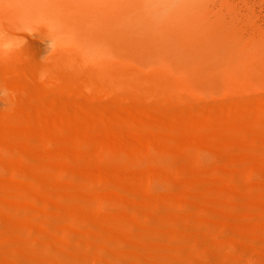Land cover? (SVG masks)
<instances>
[{
  "label": "rangeland",
  "instance_id": "rangeland-1",
  "mask_svg": "<svg viewBox=\"0 0 264 264\" xmlns=\"http://www.w3.org/2000/svg\"><path fill=\"white\" fill-rule=\"evenodd\" d=\"M226 7L230 20L257 31L237 36L259 46L245 53L232 43L231 55L218 52L223 67L209 52L194 68L156 66L140 35L146 82L133 72L105 79L99 66V76L76 67L81 78L71 70L45 89V78L32 81L40 76L28 77V62L18 59L37 89L1 100L8 106H0V264H264V25L254 21L264 24V0ZM117 31L103 33L122 40ZM109 54L118 64L119 51ZM12 72L3 75L17 88ZM89 79L96 83L87 86Z\"/></svg>",
  "mask_w": 264,
  "mask_h": 264
},
{
  "label": "bare ground",
  "instance_id": "bare-ground-1",
  "mask_svg": "<svg viewBox=\"0 0 264 264\" xmlns=\"http://www.w3.org/2000/svg\"><path fill=\"white\" fill-rule=\"evenodd\" d=\"M233 16L234 14L231 10L226 7V0H0V31L3 32L5 41L17 35L22 36L27 41L23 48H19L11 54L5 52L4 58L0 59V85L6 87L13 96L14 92L15 94L19 93L20 89L24 91L23 89L28 87L31 92L37 89L34 88V90L33 87L36 85H31L33 82H28V78H25L28 71L31 72L27 74L30 78L32 74L37 78V76H40L43 72L45 78L44 86L46 89L48 88L46 84L50 83L48 86H53V84H51L52 82H61L59 80L67 76V72H71V70L77 72V69H75L76 67L79 69L82 68L83 70L80 71H83L86 73V76H88L89 73L95 75L94 67L98 66L96 72L100 70L99 72L101 74L103 73L105 79V74L107 75V73L108 77H110L108 79L115 77L119 80L118 78L123 79L124 76L129 77L128 74H126L127 72H133L140 77L137 81L141 79L146 82L148 64L145 66L137 59L142 49L145 48V45L139 38L140 35H144L149 40V45L151 46L149 47L153 53L148 55V57L156 62V66L173 60L175 62H180L185 68H194L200 66L201 63L207 59V52H209L211 61L216 63L217 66L223 67L225 62L219 63L218 52L223 50L224 54L231 55L232 43H235L237 48L245 53L249 52L252 48L257 49L259 46V41L255 39L250 38L247 40L246 37L240 39L237 36L238 32L244 36H248L249 34V36L256 37L257 31L255 28H252L251 24L249 25L247 23L230 20ZM216 17L219 19V22L214 20ZM176 18L180 22L182 29L176 28ZM124 21L128 22L129 25L133 27L132 37L124 35V28L122 27ZM254 21L264 25L263 20L258 15L254 16ZM136 22L139 25L138 31L134 29ZM205 22H210L211 25H213L212 28H209ZM113 28L120 32V36H123L122 40L108 37L103 33L104 29H109L110 31V29ZM25 30L34 34L28 35L27 33H23ZM114 34L116 35V33ZM177 34L181 38V41L176 40ZM49 40L53 41L51 49L46 47ZM177 50L183 51L187 56H181V54L176 52ZM112 51H119L118 64L109 61V59L111 60L112 58L111 56H113L112 54L110 55L109 52ZM145 51L147 50L145 49ZM44 56H46L45 61L42 63V57ZM188 56H194L195 61H192ZM20 57L25 58L26 62H28L26 63L28 64L27 70H25L27 71L26 74L24 70L20 71V65H18V59ZM5 62L8 64H4ZM109 62H111V65H109ZM2 64H4L5 69L8 68L6 69L7 71L9 70L8 65L10 66V71L12 70L16 75L15 77L18 78V82H16L20 83L19 85L17 84L20 88H15L13 85L15 84L14 82H11L13 87L10 85L9 78H11V74L8 77L7 75L4 77L3 74H5L6 71L3 72L4 68ZM93 64L98 65L93 66ZM235 64L238 65V62L235 61ZM112 65H114L113 68H115V71L113 70L114 74H112ZM66 67H71V69ZM1 68L3 69L1 70ZM21 68L24 69L25 67ZM10 71L7 73H10ZM52 71L57 72L59 76L58 80L55 73L53 74L56 75V77L54 75L50 77ZM13 72L12 74H14ZM72 73L69 74L71 75ZM78 73L79 72H77V74ZM75 75H73V77ZM158 75L160 78L158 79L159 82L167 81L166 77L162 74L158 73ZM82 76H85V74ZM96 76L99 75L96 74ZM39 78L40 77L35 80L32 79V81L41 80ZM50 78H53L54 81L50 80ZM63 78L61 80L65 81ZM98 78H102V76ZM92 79H89V85L87 86L90 87L96 83H94V81L91 82ZM68 80L67 78V81ZM80 80H78L79 84L83 81L80 82ZM103 80L101 82H103ZM76 81L74 80V82ZM140 82L139 84H141ZM143 84L145 83L143 82ZM155 84L153 88L160 91L162 87L158 82ZM233 86L236 90H242L238 85ZM14 88L19 90L15 91ZM42 89L44 88L42 87ZM61 89L58 90V93L62 91ZM93 89L95 90V87ZM147 89L151 91V88L149 89L148 87ZM137 91L141 92L139 89ZM27 92H29V90L26 92L24 91V93L28 94ZM24 93L20 92L16 97L21 94L25 95ZM145 93L146 94L143 93L144 96L142 95L143 98L147 96L148 92ZM139 94L141 96L142 92ZM156 94L158 96V93ZM156 94L154 95L155 97ZM23 95L21 96L22 98L20 97V99H22L21 102H23ZM36 95L37 94H33L34 99H36L35 101L38 102V100L41 99H37ZM45 96L50 97L47 93H45ZM161 98L163 99L164 97L162 96ZM171 98L172 96L169 97V102H172L173 99ZM8 99L9 97L7 100ZM155 99L157 102L160 100L157 98ZM1 100L2 98L0 101ZM3 100L5 101L6 98ZM24 102L21 104V107L24 108V111L23 108L22 111L29 117L28 109H26ZM174 102L175 98L173 100V103ZM54 105L59 107L57 103ZM57 106H54V108L56 107L55 110L60 109H57ZM231 108L233 109L232 106ZM61 112L62 111H60V113ZM104 112L107 113L106 111ZM248 112L247 110L245 113L248 114ZM174 115L176 116V114ZM178 116L179 114H177L176 117ZM62 119L64 118L62 117ZM122 184L124 186H129L128 179L122 177ZM83 185L84 183L82 186ZM84 187L87 188L85 185ZM88 194H91L90 191ZM88 196L90 197L91 195Z\"/></svg>",
  "mask_w": 264,
  "mask_h": 264
},
{
  "label": "clouds",
  "instance_id": "clouds-1",
  "mask_svg": "<svg viewBox=\"0 0 264 264\" xmlns=\"http://www.w3.org/2000/svg\"><path fill=\"white\" fill-rule=\"evenodd\" d=\"M23 33H27L28 35L34 34L26 30ZM26 43H27L26 39L18 35L16 37H10L7 41H5L4 34L2 31H0V59L4 58L5 52L11 54L12 52L18 50L19 48H23L26 45ZM52 46H53V41L49 40L48 43L46 44V47L51 49ZM46 56L42 57V63L45 61ZM40 79L41 80L44 79L43 72L40 74ZM11 95L12 94L6 87H4L3 85H0V98H8ZM0 106H8V105H4L3 103H0Z\"/></svg>",
  "mask_w": 264,
  "mask_h": 264
}]
</instances>
